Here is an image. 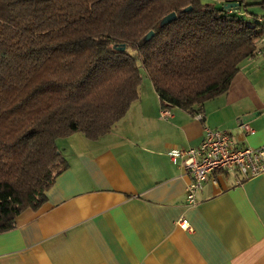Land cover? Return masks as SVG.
<instances>
[{
    "label": "trees",
    "instance_id": "1",
    "mask_svg": "<svg viewBox=\"0 0 264 264\" xmlns=\"http://www.w3.org/2000/svg\"><path fill=\"white\" fill-rule=\"evenodd\" d=\"M218 1L0 0V233L66 168L58 138L96 140L125 115L141 68L166 110L200 112L228 89L256 51L260 15L246 6L264 0Z\"/></svg>",
    "mask_w": 264,
    "mask_h": 264
},
{
    "label": "crops",
    "instance_id": "2",
    "mask_svg": "<svg viewBox=\"0 0 264 264\" xmlns=\"http://www.w3.org/2000/svg\"><path fill=\"white\" fill-rule=\"evenodd\" d=\"M150 83L142 79L125 115L96 140H56L67 166L40 207L0 233V264H264V171L240 183L215 173L189 205L190 178L167 155L198 145L206 128L264 145L262 57L240 61L228 89L196 113L169 107L162 116Z\"/></svg>",
    "mask_w": 264,
    "mask_h": 264
},
{
    "label": "built area",
    "instance_id": "3",
    "mask_svg": "<svg viewBox=\"0 0 264 264\" xmlns=\"http://www.w3.org/2000/svg\"><path fill=\"white\" fill-rule=\"evenodd\" d=\"M257 21L259 34L255 52L262 57L264 66V16H259ZM161 115L169 116L170 111L162 109ZM196 117L200 119L201 115ZM244 127L245 132L252 131L246 124ZM167 155L173 163L181 159V165L190 178L185 186L186 203L189 205L196 204V192L215 173H234L236 182L240 183L264 171V145L251 147L239 144L229 132L219 129L206 128L198 145L171 148ZM175 223L184 229L190 228L184 218L177 219Z\"/></svg>",
    "mask_w": 264,
    "mask_h": 264
},
{
    "label": "rangeland",
    "instance_id": "4",
    "mask_svg": "<svg viewBox=\"0 0 264 264\" xmlns=\"http://www.w3.org/2000/svg\"><path fill=\"white\" fill-rule=\"evenodd\" d=\"M262 0H245L247 3H253V2H261ZM202 3L210 4L214 8H219L220 4L218 0H201ZM247 11L250 13H255L260 16H264V3L262 4H253L246 6ZM141 76L143 79V83H150L149 78L147 77L145 71L141 68ZM151 84V83H150Z\"/></svg>",
    "mask_w": 264,
    "mask_h": 264
},
{
    "label": "water",
    "instance_id": "5",
    "mask_svg": "<svg viewBox=\"0 0 264 264\" xmlns=\"http://www.w3.org/2000/svg\"><path fill=\"white\" fill-rule=\"evenodd\" d=\"M238 6H239V2H226V3L223 5V7H224L225 9H228V8H234V7H238ZM190 9H191V7L188 6L187 8H185V11L190 10ZM175 18H176V15H175L174 12H172V13H170V14L164 16V17L160 20L159 25H160V26H161V25H166V24L170 23L172 20H174ZM153 33H154V32H153L152 30L149 31V32L146 34V36L144 37V40H148V39H150V38L152 37Z\"/></svg>",
    "mask_w": 264,
    "mask_h": 264
}]
</instances>
